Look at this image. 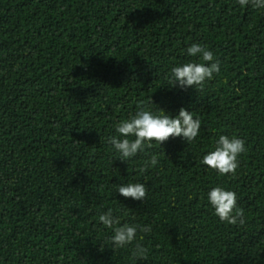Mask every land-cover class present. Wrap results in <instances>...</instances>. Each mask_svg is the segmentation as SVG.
<instances>
[{
	"label": "trees",
	"instance_id": "1",
	"mask_svg": "<svg viewBox=\"0 0 264 264\" xmlns=\"http://www.w3.org/2000/svg\"><path fill=\"white\" fill-rule=\"evenodd\" d=\"M202 44L220 73L172 87ZM201 121L128 162L108 144L137 105ZM220 135L246 142L235 177L201 163ZM152 154L159 164L138 169ZM144 183L147 198L119 194ZM235 191L243 226L207 193ZM151 228L147 260L114 250L99 216ZM0 264H264V9L237 0H0Z\"/></svg>",
	"mask_w": 264,
	"mask_h": 264
},
{
	"label": "clouds",
	"instance_id": "2",
	"mask_svg": "<svg viewBox=\"0 0 264 264\" xmlns=\"http://www.w3.org/2000/svg\"><path fill=\"white\" fill-rule=\"evenodd\" d=\"M241 7L251 6L254 9H264V0H237ZM187 55L194 59L189 62L171 67L169 84L172 87H194L197 91L204 88L205 83L219 75L220 61L215 54L202 44L193 43L187 48ZM138 111L128 119H122L115 125L116 135L108 137V144L119 154V159L128 162L139 153L147 155V149L153 147V142L163 145L173 138H183L188 144L194 142L200 134L201 121L194 118L192 112L181 108L178 115H167L163 109L155 112L145 107L143 102L138 105ZM246 142L238 136L220 135L213 150L203 156L201 163L220 176L237 175L240 167V156L246 153ZM159 164V156L152 154L144 160L143 166L138 169L146 173L149 168ZM120 195L137 201L147 198L148 188L144 183L128 182L118 187ZM207 199L214 214L221 222L228 225L243 226L246 223L244 209L239 206L235 191L226 187L216 186L207 193ZM99 222L112 235L109 242L116 251L134 244L132 248L133 260H147L149 250L140 243L144 236L138 233H149L151 228L138 224L122 223L121 218L115 215L110 208L99 216Z\"/></svg>",
	"mask_w": 264,
	"mask_h": 264
}]
</instances>
